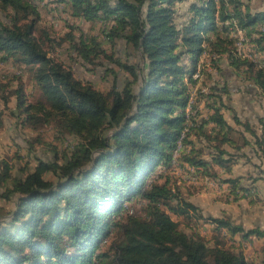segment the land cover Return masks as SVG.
I'll use <instances>...</instances> for the list:
<instances>
[{
    "label": "trees",
    "instance_id": "1",
    "mask_svg": "<svg viewBox=\"0 0 264 264\" xmlns=\"http://www.w3.org/2000/svg\"><path fill=\"white\" fill-rule=\"evenodd\" d=\"M50 1L72 20L98 26V35L73 34L70 27L61 38L50 37L38 28L40 16L31 0H0V65L25 71L37 92L33 104L26 103L22 85L11 94L22 125H52L57 139L75 141L67 154H55L49 162L37 159L19 176L0 161V199L13 206L0 216V264H252L226 246V236L237 235L243 242L263 240L259 264H264L263 231L203 218L167 174L145 185L157 167L170 168L183 131L175 161L196 176L215 178L211 166L230 174L235 156L223 147L237 152L249 146L244 134L262 148L263 141L246 124H241V145L235 146L231 134L237 132L223 119L220 102L206 106L204 119L197 118L193 104L189 116L185 111L188 85H194L196 63L204 53L224 57L236 77L264 95V10L251 13L241 0H196L179 29L173 22L179 0ZM217 25L225 36L240 32L242 43L262 58L239 56L230 40L219 37ZM119 42L134 55L133 63L115 57ZM64 46L90 72L105 67L104 76L112 78L105 92L80 82L50 56ZM183 56L190 70L180 65ZM114 68L127 76L123 83ZM4 88L0 85V92ZM0 100L7 103V97ZM200 141L210 150L209 161L200 158L203 149L195 146ZM220 183L234 197L250 195L239 179ZM132 202L138 213L124 208ZM172 217L185 227L192 219L211 224L213 243L208 245L196 229L183 232Z\"/></svg>",
    "mask_w": 264,
    "mask_h": 264
},
{
    "label": "rangeland",
    "instance_id": "2",
    "mask_svg": "<svg viewBox=\"0 0 264 264\" xmlns=\"http://www.w3.org/2000/svg\"><path fill=\"white\" fill-rule=\"evenodd\" d=\"M36 6L40 22L39 29L46 31L50 37L61 38L65 33L70 32V27L75 31L73 34L82 33L88 36L98 35V26H91L81 21L72 20L69 16L61 12L62 6L55 5L50 0H31ZM196 0H179L174 4L173 22L177 28H181L189 19L187 9L190 4ZM243 6H247L251 13L264 10V0H241ZM0 14V20H3ZM228 24V23H227ZM225 23V26L227 25ZM218 29L220 25H217ZM224 26V25H223ZM260 30L261 27H258ZM264 29V26H263ZM220 32V29L217 30ZM219 33L221 39L230 40L239 56H247L252 59L262 57L255 54L249 46L242 43L241 33L230 31L228 36ZM107 48V47H104ZM109 54L108 49L106 50ZM115 57L121 62L133 63L134 55L131 51L124 48L122 43L114 47ZM252 54L253 56H251ZM53 58L60 60L66 67L70 68L74 77L80 82L90 83L94 89L105 92L112 80L110 76H104L105 67H97L94 72H90L91 67L83 65L79 60L74 58L67 47L55 49ZM103 63L101 60L99 61ZM214 63L217 70L214 68ZM180 65L186 70H190L189 62L183 56ZM107 68H112L107 66ZM113 69V68H112ZM196 80L194 85H188V92L192 98L191 103L195 106L197 118L204 119L208 111L206 106H212L213 102L222 105L221 114L226 124H230L237 133H232L231 138L235 146L241 145L239 133L242 131V125L246 124L254 134H257L258 140L263 141L262 148L258 147L252 137L244 134L250 144L240 151H233L224 146V150L238 157V163L231 166L230 174H224L221 168L211 166V172L216 174L215 178L209 176L197 175L192 169L186 166H178L177 162H171L170 168L165 171L157 167L150 176L147 177L145 185L154 180L159 174H167L171 177V185L177 188L180 194L189 201L196 209L197 213L203 218H217L229 220L233 225H239L244 230L259 229L264 232V95L259 92L250 91L248 84L242 82L227 67L224 57L217 59L216 56L202 54L196 63ZM114 71L115 68H114ZM117 72L118 83L125 81L127 76ZM0 85L5 86L0 92V97H7V103L3 104L0 100V161L7 162L12 167V175L19 176V170L25 169L30 171L35 166V160L53 161L55 154L60 158L62 154H67L70 146L75 144L71 137H62L57 139L52 125L42 126L35 129L22 125L21 117H18L15 110V98L12 94L18 85L26 95V103L33 104L37 98V92L30 76L21 71L18 67L0 65ZM215 88L216 92L211 89ZM223 92H220L222 91ZM209 97L208 99L204 98ZM214 106V105H213ZM218 107V105H215ZM227 109V110H226ZM189 110V107L186 109ZM234 118L240 125L235 124ZM259 134H262L259 136ZM259 136V137H258ZM247 141V140H246ZM198 149H203L201 159L209 161L208 153L210 150H204L206 144L200 141L195 145ZM182 150V148H181ZM178 154L175 157L177 158ZM223 159H226L225 156ZM261 172H263L261 174ZM194 176V177H193ZM196 176V177H195ZM239 179L242 188L248 190L250 195L243 196L239 193L234 197L229 190L228 185L221 184L224 179ZM251 178V180H250ZM45 179L52 180L50 175ZM252 180H255L253 182ZM2 190L0 189V194ZM13 208L11 202L0 199V216L11 211ZM124 208H132L135 212V204L125 203ZM129 212L131 210H128ZM137 213L139 211H136ZM172 219L179 223V229L189 234L188 228L196 229L198 235L203 237L208 245L213 243V237L216 233L213 226L207 222L195 221L192 219L185 227V222ZM226 246L232 247L234 252H241L244 258L252 264H259L261 261V249L263 240L251 237L249 241L243 242L240 236H235L233 240L224 239ZM109 240L103 245V250L107 248Z\"/></svg>",
    "mask_w": 264,
    "mask_h": 264
},
{
    "label": "built area",
    "instance_id": "3",
    "mask_svg": "<svg viewBox=\"0 0 264 264\" xmlns=\"http://www.w3.org/2000/svg\"><path fill=\"white\" fill-rule=\"evenodd\" d=\"M196 72H197V70L195 69V72H194V74H193V82L195 81V75H196ZM188 101H189V110L187 111V116H189V115L191 114V105H192L191 101H192V98L189 97ZM192 114H193V113H192ZM181 146H182V134H181V140H180L179 143L176 144L175 151L173 152L172 163L175 162V157H176V155L179 153ZM193 177H194V176H193Z\"/></svg>",
    "mask_w": 264,
    "mask_h": 264
},
{
    "label": "crops",
    "instance_id": "4",
    "mask_svg": "<svg viewBox=\"0 0 264 264\" xmlns=\"http://www.w3.org/2000/svg\"><path fill=\"white\" fill-rule=\"evenodd\" d=\"M232 73H233V72H232ZM248 89H249L250 91H255V92H257V90H256L255 88H251V87H250V88H248ZM227 125L230 126V127H232V126H231L230 124H228V123H227ZM255 135L257 136V134H255ZM261 135H262V134H259V136H261ZM259 136H258V137H259ZM244 138L249 142V140L246 138V136H244ZM250 145H251V144H250ZM234 159H235V158H234ZM236 159H238V157H236ZM236 159H235V160H236ZM234 162H235V163L232 165V167L235 166V165L238 163V160H237V161H234Z\"/></svg>",
    "mask_w": 264,
    "mask_h": 264
},
{
    "label": "bare ground",
    "instance_id": "5",
    "mask_svg": "<svg viewBox=\"0 0 264 264\" xmlns=\"http://www.w3.org/2000/svg\"><path fill=\"white\" fill-rule=\"evenodd\" d=\"M197 73V72H196ZM195 80H196V75H195ZM195 82V81H194ZM185 132H187V130L185 131ZM183 136H184V131H183V133H182V139H183ZM184 141V140H183ZM181 148H182V146H181ZM181 148H180V151H181ZM179 151V152H180Z\"/></svg>",
    "mask_w": 264,
    "mask_h": 264
}]
</instances>
